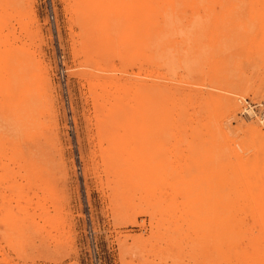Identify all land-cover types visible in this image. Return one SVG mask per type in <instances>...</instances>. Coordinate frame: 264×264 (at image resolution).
Masks as SVG:
<instances>
[{"label": "rangeland", "instance_id": "374dc122", "mask_svg": "<svg viewBox=\"0 0 264 264\" xmlns=\"http://www.w3.org/2000/svg\"><path fill=\"white\" fill-rule=\"evenodd\" d=\"M0 264H264V0H0Z\"/></svg>", "mask_w": 264, "mask_h": 264}]
</instances>
